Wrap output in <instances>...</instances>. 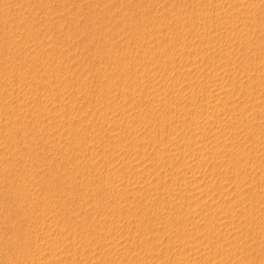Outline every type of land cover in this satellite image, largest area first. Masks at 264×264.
<instances>
[{"label":"rangeland","instance_id":"374dc122","mask_svg":"<svg viewBox=\"0 0 264 264\" xmlns=\"http://www.w3.org/2000/svg\"><path fill=\"white\" fill-rule=\"evenodd\" d=\"M0 264H264V0H0Z\"/></svg>","mask_w":264,"mask_h":264},{"label":"bare ground","instance_id":"6f19581e","mask_svg":"<svg viewBox=\"0 0 264 264\" xmlns=\"http://www.w3.org/2000/svg\"><path fill=\"white\" fill-rule=\"evenodd\" d=\"M224 92V91H223ZM222 93V92H221ZM216 96H220V93L218 92V93H216ZM217 98V97H216ZM205 124V123H204ZM195 190V189H194Z\"/></svg>","mask_w":264,"mask_h":264}]
</instances>
